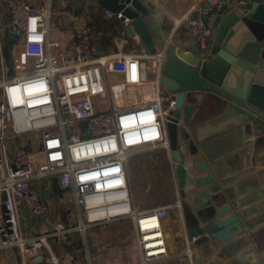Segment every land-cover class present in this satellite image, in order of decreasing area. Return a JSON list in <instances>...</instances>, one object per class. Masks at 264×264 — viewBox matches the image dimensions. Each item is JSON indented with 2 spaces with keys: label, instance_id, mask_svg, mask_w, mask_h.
I'll return each instance as SVG.
<instances>
[{
  "label": "built area",
  "instance_id": "built-area-1",
  "mask_svg": "<svg viewBox=\"0 0 264 264\" xmlns=\"http://www.w3.org/2000/svg\"><path fill=\"white\" fill-rule=\"evenodd\" d=\"M204 1L214 10L224 7V0ZM7 12L20 49L12 58V77L0 76V190L6 192L0 204V250L16 248L22 264H42L34 259L49 248V239L63 245L75 232L84 235L92 226L130 220L140 264L167 258L163 220L180 204L136 210L127 175V160L136 151L169 148L166 124L174 118L176 100L160 83L164 50L116 57L78 45L63 49L47 37L48 13L34 11L29 0H8ZM181 22L195 45L206 49L213 30L200 18L185 16L174 25ZM128 42L123 33L112 37L118 51ZM100 101L108 114L97 106ZM31 137L37 150L27 143L8 162V143ZM50 176L71 192L79 224L58 223L50 233L26 238L18 209L27 208L35 218L51 216L52 208L32 184ZM180 243L191 256L188 238ZM49 263L59 259L51 255Z\"/></svg>",
  "mask_w": 264,
  "mask_h": 264
},
{
  "label": "crops",
  "instance_id": "crops-1",
  "mask_svg": "<svg viewBox=\"0 0 264 264\" xmlns=\"http://www.w3.org/2000/svg\"><path fill=\"white\" fill-rule=\"evenodd\" d=\"M29 1L34 11L48 13L47 37L50 41L58 42L61 47L69 48L78 45L85 49H96L97 46H100L103 54L101 55L100 51H97V55L111 56L116 54V57L119 54L137 55L143 50L139 45L137 36L129 38L122 31V28L130 24V21L121 23L117 17L107 18V12L98 5L86 6L80 10L78 17H74L72 4L76 0ZM7 2L8 0H0V40L1 33L9 24ZM148 5L162 15L166 42L187 46L191 50L198 49L187 24L181 22L179 25H174V21L181 20L185 16L201 19L202 16L211 15V10L207 8L208 4L204 0H149ZM115 18L116 20H114ZM103 19L116 24L115 33H109L106 39L100 26ZM121 33L129 42L124 50L118 51L112 44V37ZM90 42H101L102 44L89 48ZM19 49L20 44L15 43L11 50L12 58ZM159 50L161 49L157 47L156 52ZM6 59V54L0 48V76L5 80L10 79L13 75V70ZM231 119L230 115L216 108L213 101L203 99L193 106V114L189 123L181 125L185 128L186 133L182 140L178 136L176 151H173L169 146L168 149L138 150L132 156L137 158L134 162L136 185L151 199L149 193L152 188L148 190V176L142 178L143 170H153L160 165H165L166 173L171 176L174 184L175 198L166 199L162 202L161 200L153 201V206L147 205L138 211H149L154 208L173 205L176 202L180 204V209L173 207L170 211V217L163 220L168 257L159 262L147 264L195 263V253L198 248L191 247L192 255L189 256L185 253L186 249L180 240L182 237H187L186 228L192 220V216L201 215V209L206 204L202 193L211 188L212 185L194 187L189 181L184 190L178 189L174 174L177 166L176 158L183 161L190 159L194 161L197 158H202L203 161L212 165V173L220 181V189L223 188L229 192L233 198L232 201H235L238 206L237 211L241 213L243 222L250 228L249 236L252 241L245 243L243 247H238V254L255 251L257 256H264V137L245 126L233 127V119ZM26 144L25 139H12L5 151L8 162H12L15 151L23 149ZM180 144L183 146L182 148H180ZM190 150H197V154L187 156ZM155 151H163L164 160H158L152 155L145 156V159L139 158L140 155ZM129 159L127 164L130 163ZM196 176L202 177L204 174L197 173ZM32 184L37 187L41 197L52 208V214L47 219H41L33 217L25 207L18 209L20 230L29 239L52 232L58 223L63 224L70 213L66 203L61 198L62 195L52 193L50 181L34 179ZM218 189L216 188V191ZM2 193L3 191L0 190V204ZM225 199L227 200L226 197ZM225 199L215 202V208L227 206L228 203ZM228 216V214H224L221 219H226ZM113 223L115 226H112L111 223H105L90 227L89 229L104 228L102 232L93 234L91 240L87 237V231L84 235L75 232L63 245L56 244L52 239H49V248L39 252L42 263L50 264V256L54 255L59 259V264H140L133 223L130 220ZM69 225L75 226V224ZM115 231L116 238L114 239L117 243L108 242L107 239L110 238V234L115 233ZM204 250L206 254L204 264H236L232 258L219 255L218 252L208 249L206 246ZM249 262H254V258L249 259ZM0 264H22L18 249L0 250Z\"/></svg>",
  "mask_w": 264,
  "mask_h": 264
},
{
  "label": "water",
  "instance_id": "water-1",
  "mask_svg": "<svg viewBox=\"0 0 264 264\" xmlns=\"http://www.w3.org/2000/svg\"><path fill=\"white\" fill-rule=\"evenodd\" d=\"M148 2L76 0L72 4L73 15L78 17L82 8L98 5L113 16L120 15L121 23L130 21L122 31L129 38L137 36L146 54L155 53L157 47L164 50L166 57L160 83L176 100V110L171 113L174 118L166 124L170 148L176 151L178 136L182 140L186 133L181 125L189 123L193 106L203 99L213 101L216 108L230 115L233 127L245 126L264 137V0H224V7L219 11L207 5L211 15L202 16L201 20L213 30V38L204 50L166 42L162 15ZM7 34L9 39L1 37L0 48L12 68L11 50L17 41L10 28ZM96 50L103 54L102 47L97 46ZM196 154L197 150H190L187 156ZM176 165L174 174L178 189L184 190L189 181L194 187L212 185L202 193L206 204L201 215L192 216L186 228L191 246L198 248L194 264H204L205 246L232 258L236 264H263L264 256H257L255 251L238 254V247L252 241L250 228L243 222L229 192L220 189L212 165L202 158L194 161L176 158ZM197 173L204 176L197 177ZM56 186L59 195L68 192L60 189L57 182ZM216 188L219 189L216 191ZM223 199L228 205L216 209L215 202ZM5 200L6 192L3 191L1 203ZM224 214H228V218L221 219ZM251 258H254L252 263L249 262ZM34 262L42 263V258L39 256Z\"/></svg>",
  "mask_w": 264,
  "mask_h": 264
},
{
  "label": "rangeland",
  "instance_id": "rangeland-1",
  "mask_svg": "<svg viewBox=\"0 0 264 264\" xmlns=\"http://www.w3.org/2000/svg\"><path fill=\"white\" fill-rule=\"evenodd\" d=\"M116 20V18L114 19ZM8 24V23H7ZM8 26H10V22L7 25V28L3 30V32L1 33L2 37H5L7 40L9 39V35L8 33ZM16 44H20V41H17ZM5 47V46H4ZM63 49H65L64 47H62ZM97 106L101 109L106 108V103L105 102H98ZM104 113L108 114V110H105ZM25 139L27 141V143L33 147V152H35L37 150V143H35L31 139L28 140V138H22ZM10 142L8 143L7 147L9 146ZM163 151H155V152H150V153H146L143 155H140L139 158L140 159H145L147 155H152L154 158H157L158 160H164L163 158ZM137 160V158H130L129 161L130 163L127 164V173H128V177H129V184H130V190H131V195H132V199H133V203H134V208L136 210H139L141 207L147 206V205H154V202H158V200L164 201V200H169V199H173L175 198L174 195V184L173 181L171 179V176L169 174L166 173V168L165 165L162 166L160 165L159 167L154 168L153 170H143L141 176L143 177H147L148 176V190H150L149 188H152L150 193L152 199L150 198V196H148L147 194L143 193V191L137 187L136 185V177H135V172H134V162ZM150 173V174H149ZM45 181H50L51 182V186L50 189L53 191L52 193L54 194H58V187L56 186V176H50L48 178L44 179ZM170 191H172V193H170ZM61 198L63 199V201L66 203L70 213L67 215V218L64 220L63 224L69 226V224H75V227L78 226V222H79V217H78V213L76 210V206L74 204L73 201V197L71 192H67L65 194H63L61 196ZM154 201V202H153ZM112 226H115L114 223H111ZM104 228H96V229H87V237L88 239L90 238L91 240V236L93 234H98L100 232L103 231ZM113 238V239H112ZM116 231L115 233H111L110 234V238L107 239V241H111L113 243H117L116 239ZM116 248V247H115ZM89 251V250H88ZM85 261V259H84Z\"/></svg>",
  "mask_w": 264,
  "mask_h": 264
},
{
  "label": "trees",
  "instance_id": "trees-1",
  "mask_svg": "<svg viewBox=\"0 0 264 264\" xmlns=\"http://www.w3.org/2000/svg\"><path fill=\"white\" fill-rule=\"evenodd\" d=\"M100 26L102 27L103 36L105 39L108 38L109 33H115V31H116V24L108 22L104 19H103L102 23H100ZM98 44H102V43L101 42H98V43L90 42L88 47L91 48V47H94Z\"/></svg>",
  "mask_w": 264,
  "mask_h": 264
}]
</instances>
